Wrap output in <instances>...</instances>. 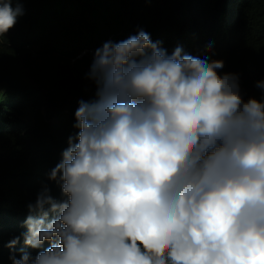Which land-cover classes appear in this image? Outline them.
Here are the masks:
<instances>
[{
	"label": "clouds",
	"instance_id": "obj_1",
	"mask_svg": "<svg viewBox=\"0 0 264 264\" xmlns=\"http://www.w3.org/2000/svg\"><path fill=\"white\" fill-rule=\"evenodd\" d=\"M16 3L0 0V37ZM211 49L169 54L141 28L95 50V98L47 173L61 198L45 184L27 205L11 264H264V95Z\"/></svg>",
	"mask_w": 264,
	"mask_h": 264
},
{
	"label": "trees",
	"instance_id": "obj_2",
	"mask_svg": "<svg viewBox=\"0 0 264 264\" xmlns=\"http://www.w3.org/2000/svg\"><path fill=\"white\" fill-rule=\"evenodd\" d=\"M23 14L0 37V264L4 247L26 231L27 205L47 184L74 128L80 100L95 98L86 79L92 58L76 56L110 35L126 40L138 29L168 53L208 55L240 75L245 99L264 95V0H20ZM17 6L13 0L12 7ZM76 58L75 60H73ZM49 244L45 242L44 248ZM23 241L16 246L17 258ZM33 257L39 250L27 248ZM43 250V249H41Z\"/></svg>",
	"mask_w": 264,
	"mask_h": 264
},
{
	"label": "built area",
	"instance_id": "obj_3",
	"mask_svg": "<svg viewBox=\"0 0 264 264\" xmlns=\"http://www.w3.org/2000/svg\"><path fill=\"white\" fill-rule=\"evenodd\" d=\"M108 41H112V42H114V41H115V36L110 35L106 40L102 41L99 45L94 46V47H89V48H85V49H83V50H82V51L76 56V58L81 59V58H83L85 55H88V56H90V57L92 58V61H93V57H94V52H95V50H96L97 48L102 47L103 44H104L105 42H108ZM76 58H74L73 60H75Z\"/></svg>",
	"mask_w": 264,
	"mask_h": 264
}]
</instances>
